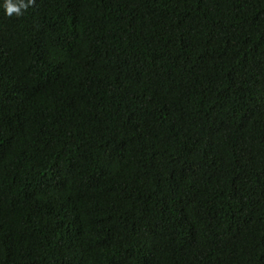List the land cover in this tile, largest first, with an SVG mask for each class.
<instances>
[{
	"label": "trees",
	"instance_id": "1",
	"mask_svg": "<svg viewBox=\"0 0 264 264\" xmlns=\"http://www.w3.org/2000/svg\"><path fill=\"white\" fill-rule=\"evenodd\" d=\"M0 264H264V0H0Z\"/></svg>",
	"mask_w": 264,
	"mask_h": 264
},
{
	"label": "clouds",
	"instance_id": "2",
	"mask_svg": "<svg viewBox=\"0 0 264 264\" xmlns=\"http://www.w3.org/2000/svg\"><path fill=\"white\" fill-rule=\"evenodd\" d=\"M34 3L35 0H3V7L6 15L12 16L15 13L20 16Z\"/></svg>",
	"mask_w": 264,
	"mask_h": 264
}]
</instances>
